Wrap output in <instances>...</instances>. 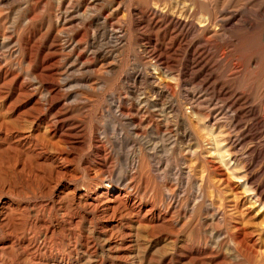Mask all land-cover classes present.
<instances>
[{
    "label": "rangeland",
    "instance_id": "rangeland-1",
    "mask_svg": "<svg viewBox=\"0 0 264 264\" xmlns=\"http://www.w3.org/2000/svg\"><path fill=\"white\" fill-rule=\"evenodd\" d=\"M166 1L173 0H0V264H264V0H221L243 10L257 32L229 27L212 41L188 31L185 45L205 70L189 86L163 77L170 95L157 99L155 77L163 75L144 50L156 39L135 16ZM214 87L249 102L233 170L208 142L213 117L226 132L229 116L201 112L200 121L190 109ZM137 97L152 98L138 130L119 113ZM228 98L215 99L216 110L232 107ZM57 113L74 123L79 143L53 137L44 121ZM245 150L261 158L244 160ZM103 157L115 177L134 183L131 198L166 214L168 228L153 233L122 215L111 227L78 206L75 198L99 183Z\"/></svg>",
    "mask_w": 264,
    "mask_h": 264
},
{
    "label": "bare ground",
    "instance_id": "bare-ground-1",
    "mask_svg": "<svg viewBox=\"0 0 264 264\" xmlns=\"http://www.w3.org/2000/svg\"><path fill=\"white\" fill-rule=\"evenodd\" d=\"M223 1H221V0H173L170 2L166 1L167 3L165 2L164 4H160V3L157 4L156 3L155 6L153 4L152 8L148 7L147 9H140V10L138 9L139 11L136 13V16H135L137 18L136 23L138 25V28L141 27L142 29H144L146 31L152 32V35H153L152 37H154L156 39L154 41L155 43H150V42L148 43V48L147 47H145V48L142 47V48H144L145 51H148V49L150 47L149 55H150L151 61H153V63H154L153 68L155 70V73L157 72L159 76L163 75L162 78L161 77L157 78L154 76L155 80L158 81V84H157L158 95L156 96L157 99H158V97L162 98V97H168L170 95V93H169L170 92V87H169L170 85H168L162 81L163 77L165 79L166 78H171V79L176 78L177 80H179L180 82L183 83V86H189V84L191 82L199 80V78H201V76H202L201 74H203V72L205 70V65L202 66L200 64L201 65L200 66L198 64V59H199L198 52L195 50H192L191 47H190L191 49H188L187 45H185V42L188 39L189 33H198V35H200V36L202 35L204 39L208 38L206 40L213 39L212 41H214V40H219L227 32L229 27H231L230 29H232V30H237V31H241V32L242 31L248 32V33L257 32L256 30H258V24L252 20H250V22H249L248 18L243 13L244 12L243 10H241L240 8H235V7L233 8V6L228 7L226 2H223ZM155 2H157V1H155ZM155 2H153V3H155ZM74 5H75V3H74ZM87 6L88 5H86L85 7H87ZM80 7H82V6L80 5ZM231 8H233L234 10L232 9L233 10L232 11ZM199 11L201 13V16L199 18H197V12H199ZM59 22H60V20H59ZM117 29H119V28H117ZM188 31H189V33H188ZM258 32H260V31H258ZM61 33H63V32H61ZM111 33H113V29H112ZM121 36H122V34H121ZM191 36H192V34H191ZM225 37H227V36L225 35ZM157 38H159V40L161 39L160 41H162V43H158L159 40H157ZM198 39H199V37H198ZM150 44H152V45L154 44L153 47H151ZM192 46H193V43H192ZM120 49H121V47H120ZM175 60H178L177 64L175 63ZM188 66L191 67V70L193 71L192 76L188 75V71H187ZM151 67H152V63H151ZM153 68H152V70H153ZM172 71H174V72H172ZM150 72H151V70H150ZM150 72H148V73H150ZM199 75H200V77H199ZM137 81H138V78L137 79L135 78V83ZM167 83H169V82H167ZM202 84L207 85L206 81H202ZM224 89L222 91L220 90L221 92H217V90L215 91V87H214L213 93L205 95V96L211 97V99L201 98V99H198L196 101H192V102H190V109L192 110L194 117H196V118L199 117V119L202 118V120H203V115H205V113L203 115H201L200 114L201 112L209 113L208 117H211V118L214 116L215 113H217L219 111H220L219 113H221L223 116H229V117H227L228 118V124H227V131L226 132L223 131L224 128H222L223 132L222 131L220 132V130H221L220 128H219L220 129L219 131L218 130L216 131L215 124L217 122H219L220 119H218V117H216V115L213 117V122H215V123L212 126V130L209 129V131L212 133H208V134H212V135L210 138H208L209 139L208 142H209V145L211 144L212 146H214V148H217V150H219V149L221 150V151L219 150L220 152H218L217 154H214V155L218 156L217 159L219 158L221 160V161L220 160L219 161L222 162L223 166L227 167L229 170H231V169L233 170L234 166L236 164H238V159H237L238 151L237 150L241 147V145L243 143L242 138L246 134V131H241L242 127H243L242 126V124H243L242 119L243 118H240L241 119L240 120L239 116L243 115L244 109L246 106L249 105L248 104L249 102H247L246 100L243 101L241 98L237 99V97H240L241 95H237L236 92L230 93L229 90H224ZM53 91H54V89H53ZM226 95L229 96V98H228L229 100H227V101H229L231 103L232 107L228 108V107L223 106L219 110H216V107L218 104H215L214 100L215 99L217 100L218 98H221V97L225 98ZM190 96H192V99H194L193 95H190ZM156 97H155V100H157ZM47 98H49V97L47 96ZM50 98H52V96ZM120 104H123V103L120 102ZM136 104H137L136 107L132 106L131 109H125L123 107H119V113H120V116L122 118L127 119V121L129 123H131V125H134V127H136V130H138L142 127L143 122L140 120L138 122L136 118L146 111V110L144 111L143 108H145L149 105H152V98H148V99L145 98V100L138 98ZM136 108H138V109L136 110ZM253 109H254V107H253ZM246 110H248V109H246ZM246 110H245V112H246ZM249 110H251V111L250 112L248 111L247 115L252 116V111H253L252 107H251V109L249 108ZM255 111H256V109H255ZM135 113H136V115H134ZM221 114H220V116H222ZM208 117H206V118H208ZM206 118L204 117V119H206ZM254 118L257 119V116ZM199 119L198 120L194 119V120L199 121ZM200 121H201V119H200ZM254 121H255V119H254ZM44 122L47 123V125H48L47 127L49 129L55 131V132H53V134H54L53 137H56L59 140H61V142L63 144H65L67 147L68 146L70 147L73 141H78L80 139L79 137L81 136V133L77 132L79 130L76 128L75 125H73L74 123L72 124L71 121L67 120L64 116H62L59 113L55 114L49 122H47V121H44ZM137 122H138V125L135 126ZM200 123L202 124V122H200ZM200 123H198V124H200ZM58 125L60 127L59 128L60 131H57V129H56V126H58ZM214 131H216L220 135L222 134L221 135L222 138L219 137L221 141L220 140L218 141V134L215 133L217 135V136H215ZM141 134H143V133H141ZM199 138H200V136H199ZM249 138L251 139V137H249ZM21 139L23 140V138H21ZM22 143L23 142L21 141L20 144H22ZM77 143H79V141ZM220 147H222V148H220ZM245 151H244V153L242 151V153H243L242 157L244 158V160L246 159L248 161L251 159V161H253V160L255 161V160H258L261 158V154H257L253 150H248L246 152ZM261 151H260V153H261ZM211 152H213V151H211ZM108 161L109 160L107 159V157H105V158L103 157V160H101V162L97 163V165H98L96 168L97 171L95 172V177L93 178V180L98 181V178H99L100 181L98 184L94 185L93 187L88 188L85 191L86 192L85 195L75 198L78 206L88 210L89 214H91L92 216L99 215L100 218L102 217V218L108 219V221H111V224H109V226H111V227L117 228L121 225V222H119L118 221L119 219L117 220V218H118V215H120V216L122 215L124 218L127 217L129 219L130 218L135 219L136 222L138 223V225H140V226L148 225L149 227L152 228L153 233H154V230L158 229L159 227H160V229H162L164 227L168 228L166 226H170V225H168L167 216H165L166 214L165 215L164 214H157L155 207L153 205L152 206L148 205L138 198H131L130 194L133 193L134 189L136 188V187L135 188L133 187L134 183L133 182L128 183V181H126L125 178H122V177H115L114 172H113V167H111L108 164ZM141 162H138V163H140V165H141ZM241 162L239 160V163H241ZM142 163H144V162H142ZM243 165H244V163H243ZM254 165H255V163H254ZM240 167L241 168L245 167V165L244 166L241 165ZM139 169H142L141 166ZM234 170H236V169H234ZM243 170H244V168H243ZM233 176H234V174H233ZM246 179L248 180V178H246ZM132 180H134V179L132 178ZM245 182H247V181H245ZM263 185H264V183H263ZM245 187H246V185H244V188ZM261 188H263V187H259L258 190H262ZM256 190H255V192H257ZM164 193H166V190ZM258 196H259L258 198H255L257 201L263 196V194L258 195ZM262 200L264 201V197H262ZM253 202H255V201H253ZM260 202L261 201H259V203ZM263 204H264V202H263ZM251 205H254V204H251ZM262 208H264V207L262 206ZM120 216H119V218L121 219ZM118 224H119V226H118ZM132 236H134V234ZM111 242H112V239L110 238V242H109L110 245H112ZM115 245H117V244L115 243Z\"/></svg>",
    "mask_w": 264,
    "mask_h": 264
}]
</instances>
